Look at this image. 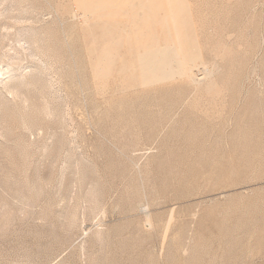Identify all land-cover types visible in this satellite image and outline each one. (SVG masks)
<instances>
[{
  "label": "rangeland",
  "instance_id": "rangeland-1",
  "mask_svg": "<svg viewBox=\"0 0 264 264\" xmlns=\"http://www.w3.org/2000/svg\"><path fill=\"white\" fill-rule=\"evenodd\" d=\"M161 1V45L170 31L183 55L195 49L196 76L214 69L203 84H139L120 60L101 74L103 20L126 25L112 44L131 60L150 25L101 16L113 0L91 28L81 0H0L25 73L19 92L0 85V264H264V0ZM22 25L45 50L20 48ZM212 78L224 106L204 90ZM173 100L185 101L161 119Z\"/></svg>",
  "mask_w": 264,
  "mask_h": 264
},
{
  "label": "bare ground",
  "instance_id": "bare-ground-1",
  "mask_svg": "<svg viewBox=\"0 0 264 264\" xmlns=\"http://www.w3.org/2000/svg\"><path fill=\"white\" fill-rule=\"evenodd\" d=\"M81 1H83V3H84V7H83L84 10H83V13L82 14H84L85 17H88V20L86 21V23L88 25L91 24V23H88V22H90L89 21V18L91 19V17H89L90 15L97 13L96 11L99 8H101V7H108V5L106 4V1L107 0H81ZM113 1H114L113 2V6L115 7V10L116 11L113 12V13L112 12L110 13V12H107V9H105L100 14L101 16H118V17H122V18L123 17L124 18L125 17L126 18L130 17V19L132 18L133 21L137 22L138 25H136V26H139L140 27V26H144L145 24L147 25V22L148 23L150 22V25L147 27V30L145 32H141V34L143 36L144 35L146 36V38H145V36H144V38L147 39V41L145 39H144L145 41L140 40L139 39L140 36H139L138 39L134 40L135 41V45L132 46V47H129V51H132V52L135 51L136 52V55H137L136 56V59L137 60H131L126 55V53L125 54L124 53H120L121 50L119 51V49L116 47V45L112 44V43L117 44L118 42H120L119 44L121 45V41L120 40L122 39V35H123L122 31H125L126 25L125 24H122V23L120 24V22H119L118 23L119 32L118 31L115 32V31H112V29H111V26L109 24L110 21L109 20H103V24L100 25V27L102 26L103 31L106 33V35H107V37H109V39H108V42L102 47L101 54H99V56L97 58V60H98L97 63H99L98 69L101 70V74H105V75L108 74L109 71H110V69L116 64L117 60H120V67H119L118 70L120 72H122L121 73L122 76L125 73H129L130 76H131V78L133 79V81L136 82V83L138 82L139 84L140 83L141 84L142 83L144 84V83H149V82H154V81H163L165 79L171 78L172 76H182V77L184 76L187 79H189L190 82H193L194 84L197 83V82H199V83L201 82V80L204 77V75H202L203 76L202 78H198L196 76V74H198V73L195 74V69L199 66V63L201 62L200 61L201 59L199 60V58H198L199 55L195 52V49L194 50H191L190 52H188L189 55H186V54L183 55L180 46H178V44H174L173 43L174 41L172 42L173 39H172V35H171L170 31H167L165 33L166 34V39H165L166 40V46L163 47V45H161V43H160L161 37L159 36L157 26L159 24V19L160 18H163V10L165 8L164 3L161 0H140L139 3H138V5L135 6V7H132L133 0H113ZM86 6H88V7H86ZM24 12H25V10H24ZM0 14L2 15L3 13L1 12ZM17 14H9L8 16H10L12 18L13 17H20L21 20H22V17H21L22 14L20 16L17 15ZM24 14L22 16H24ZM25 16H26V14H25ZM20 18H19V21H20ZM92 19H93V16H92ZM16 20H15V22H16ZM4 21H5V19H4ZM1 22H0L1 25H4L5 27L8 28L9 24H7V22H3V21H1ZM132 22H131V24H133ZM96 23H98V21ZM29 26L31 27V25L25 26L27 28H24L23 25H22V27H19V28L17 27L18 28V31H16L17 33H16L15 40L18 43V45L20 46V48H22V50L29 51L31 54H35L36 55L39 52H41L42 51V48H43V47L41 48V46L39 45L40 40H41V37H42V33L41 32L38 33L36 31L37 28L35 29L34 27L33 28L35 30L34 29H30V28H29L30 29L29 30L28 29ZM92 26L93 25H89V28H91ZM135 27L133 26L134 29H135ZM131 29L132 28H130V30ZM132 30H131V32H136V30L135 31H132ZM24 31H25V33H24ZM28 31H30L31 33H30V35L28 34L29 36H26V33H29ZM140 31H143V30H140L139 29V34H140ZM6 35L7 34H5V32H4V34H1L0 35V85H1L2 88H4V90H6L7 92H9V94H10V92L11 93H14L13 90H15V89H16L17 92H19V88H21L20 86L23 84V83L20 82V79L23 76H25V73H23L24 71H21L22 69L21 70H17L16 69V65L14 67V62L11 61L13 58H15V56H13V55L14 54L16 55L18 53V51H17L18 48L17 47H14L12 45L9 48H7V50L5 49L7 47V43L5 42L6 41L5 39L7 38ZM134 37H136V36L134 35ZM94 39L96 41V38H94ZM141 39H143V38H141ZM26 43L29 44L27 47H26ZM31 44H38V45L37 46H35V45L32 46ZM49 47H50V45H49ZM125 48H126V46H125ZM96 49H98V48H96ZM126 49H123V51L126 50ZM12 50H15L14 51V54L11 53ZM46 50H47V48H46ZM92 50H95V49H92ZM50 51H52V50H50ZM47 52H49V51L47 50ZM88 54H91V53H88ZM93 54H95V53H93ZM52 59H54V58H52ZM201 63L203 64V62H201ZM116 65H118V64H116ZM138 69L140 70V72L138 71ZM204 71H205L204 73L207 72L206 73V76L204 77V79H205V78H210V75H212V71H214V69H212V71H210L209 70V67H207V68H205ZM136 73H138V74H136ZM121 74L119 75V77L121 76ZM40 77H42V76H40ZM120 79H124V78H121L120 77ZM26 82L27 83H33L34 82V77H31V78H28L27 77ZM37 84L35 86H37ZM41 84H42V82H41ZM217 84H218V82L214 81L213 78H212L208 83L204 84V90H206V92L208 94H213L212 95V101L216 100V98H219V99L221 98L222 106H224L225 105V102H224L225 101V94L222 92L221 89H219V87H218ZM26 85L27 84H25V86ZM1 87H0V89H1ZM22 87L24 88V86H22ZM129 87L130 86H127L126 88H129ZM139 92H140V90H139ZM135 93H137V92H135ZM140 93H142V92H140ZM14 95H16V94H14ZM136 97H138V96H136ZM185 98L187 100L188 95ZM163 100H164V98H163ZM184 101L185 100H183L179 104H176L175 100L165 103V105L167 104L165 106V108H162V109L159 110L161 119L168 118V117H171L172 118L175 115L174 113H176L175 112L176 111L175 108L176 107L178 108L179 106H181L184 103ZM260 108L261 109H260L259 112H261L262 110H264L263 109V105H262V107L260 106ZM37 110H38V108H37ZM156 111L157 110H155V112ZM221 111H223V109ZM152 113H154V112H152ZM150 116H151V114H150ZM153 117H155V116H153ZM175 117H176V115H175ZM150 119L153 120V118H151V117H150ZM255 120H256V118H255Z\"/></svg>",
  "mask_w": 264,
  "mask_h": 264
}]
</instances>
